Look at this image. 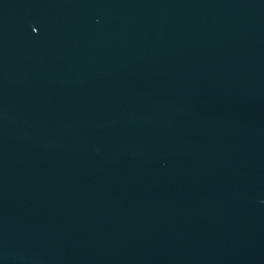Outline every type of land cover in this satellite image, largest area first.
<instances>
[{"label": "water", "instance_id": "obj_1", "mask_svg": "<svg viewBox=\"0 0 264 264\" xmlns=\"http://www.w3.org/2000/svg\"><path fill=\"white\" fill-rule=\"evenodd\" d=\"M0 264H264V0H0Z\"/></svg>", "mask_w": 264, "mask_h": 264}]
</instances>
